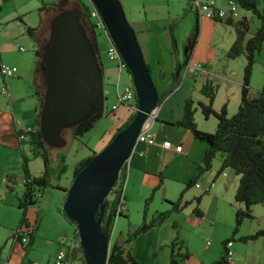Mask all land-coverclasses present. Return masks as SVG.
<instances>
[{"label": "crops", "instance_id": "0c3cea01", "mask_svg": "<svg viewBox=\"0 0 264 264\" xmlns=\"http://www.w3.org/2000/svg\"><path fill=\"white\" fill-rule=\"evenodd\" d=\"M58 1L59 0H37V3H35L34 6H31L30 9H27V11L13 10L9 13L2 14L0 16V31L4 27H9L14 22L22 23V33L28 36L32 41L34 53L35 50L43 47L45 42L41 45L42 34L46 28L47 22L50 21L53 16H51V13L53 12L40 11L39 8L42 5ZM120 1L123 10L124 12L126 11V16L136 33L137 40L140 44L146 64L148 65L154 85L156 80L159 81V85H157V87L155 85L157 92L159 93L168 90L164 102L156 107V118L148 129V132L154 136L157 142L161 143L163 140H169L172 146L181 144L182 150L176 152L173 147L166 149L159 145H149L144 142H136L133 152L125 165L126 176L120 199L124 207L122 217L126 221V228L124 229L123 225L122 228L119 229V232H117L115 226L117 224L116 222L111 231L110 245L122 243L127 235L140 225V222L134 224L131 221L132 205L143 202L144 206V200L148 198L154 190V197L160 195L161 199L159 204H156L155 206L154 204H150L149 209L151 208V211L150 215L147 211V217L148 219H151L157 212L167 211L171 207L169 201L176 200L184 188V185L198 174L197 167L201 162L207 144L204 141L196 139L188 129L179 126L174 122L181 118L183 102L189 97L194 101V121L197 128L206 132L214 131L216 126L215 117L209 116L208 118H205L198 105H195V102L207 103V98L201 93V89L205 85L213 87V82L211 80V75H213L212 68L207 66L204 61L196 60L198 61L197 64L204 66V72L201 71L198 74L191 73V78L187 79L184 85L182 80L179 83V75H181L180 71L185 63L192 59L191 55L193 49L195 50L200 43L203 28L208 25L214 27L217 23L224 24V22L213 19H198L196 11H193L194 16L192 15L189 17L195 18V23L198 20L200 32L198 34L197 45L195 48L193 46L191 50L189 49V52L185 57V55H181L178 50V23H175L174 19L178 17L184 8H187L190 10L189 12H191V0ZM216 1L218 5L224 6L228 1L234 0ZM61 5L63 9L77 11L80 9L79 0H62ZM189 12L187 11V14H189ZM25 25L35 28L31 33L32 35H28L25 32ZM172 26L175 42L174 49L172 47L170 35V27ZM22 33L20 37H24L22 36ZM1 36L0 61L4 60V57L2 56L3 51L1 50H3L8 44L7 37L3 35ZM262 45H264V43ZM18 46L24 47V51H26L25 46L17 45L16 49ZM256 55L255 57L259 56L260 53L257 56ZM242 57L243 60L241 61H243V64H241L240 74L238 76L233 79L230 73H223V75H227L224 76L227 77L225 78L227 83H231L230 92L227 93L224 99L218 101V103L215 102L216 92L212 103V107L216 111H218L223 104H226L228 116L234 114L233 107H235L237 111L240 102L243 67L245 65L244 55ZM27 59L29 61V56ZM34 61L35 56L33 57V66ZM100 61L101 64H103L101 58ZM11 64L13 66L15 65L14 62ZM15 66H17V72L14 75H10L8 79H5V77L3 78L2 76L0 77V87H5L7 91L6 94H0V159L2 158V155L3 159L7 161L2 167V172L0 174V263L51 264L56 253L65 250V243L75 235V225L70 223L61 213L64 198L62 199L61 206L57 207L55 205L54 207L53 205L50 209H46L42 206L43 204L40 200L43 195L41 193L40 198L38 197L37 203L33 206L30 205V213L29 210H27L26 222L31 228L28 241L26 243H20L13 237V233L18 228L20 222L18 198L23 192L22 152L28 158V169L32 176H39L44 171L43 161L42 168L33 169L35 168L34 160L40 156L39 154H36L33 155L32 158H29L26 150H23L24 147L27 148V145L18 140V135L16 134V130L35 126L36 117L39 113L38 99L35 95V93L40 90L39 76L34 73L32 67L31 79L29 80V77L27 76V65L25 67V63H23L22 60L17 61V65ZM169 69H171V71H167ZM228 71L230 72V70ZM169 83H171V85H169ZM178 83L179 87L177 90L172 89L173 87H176ZM26 85H28V91L27 87H25ZM217 86L219 87L220 85ZM188 87L195 90L197 96H195L194 99L192 98V95H190L193 91H191V89L188 90ZM255 90L256 95L259 90ZM233 94L234 98L230 101V97ZM173 103L176 106V110L173 109ZM198 110L204 118V121L207 122L210 118L215 120V123L211 125V129H209V127H200L198 125L195 117ZM126 114L127 112L123 115L124 119L120 124L124 123L131 115L129 112L127 115ZM114 132L115 131H113V133ZM112 135H109V139H107L108 141ZM107 140L102 141V145L106 144V142H108ZM27 149L29 152L31 151V147L28 146ZM91 151L94 150L91 149ZM16 167V172L12 173V169ZM206 176H209L207 171L198 175L196 183L200 184L202 187ZM214 176L215 173L211 176V181L214 179ZM16 181H18L17 185L14 184ZM193 186V188L196 189L201 188L195 187V184ZM187 190L183 194L182 200H188L186 195L191 189ZM204 190L205 189L197 190V195L201 194ZM209 190L210 189H208V193ZM62 193L64 194V192ZM143 206L142 208L136 209V212L139 213L140 216H142ZM178 212H174L172 217L177 215ZM31 220L33 221V225H30ZM169 220L170 218L167 221ZM157 229H159L158 225L157 227H152L147 231L140 233L139 236L148 234L150 231H157Z\"/></svg>", "mask_w": 264, "mask_h": 264}, {"label": "rangeland", "instance_id": "374dc122", "mask_svg": "<svg viewBox=\"0 0 264 264\" xmlns=\"http://www.w3.org/2000/svg\"><path fill=\"white\" fill-rule=\"evenodd\" d=\"M80 1V8L84 9L86 6H88L86 0ZM258 2V8L262 9L264 4L263 0H258ZM35 3H37V0H0V16L13 10L27 11V9H30V7L34 6ZM187 11L189 12L190 10L184 8L178 17L174 19L175 23H178V50L181 55H185V57L189 52L191 36L195 27V18L189 17L193 15V11L195 12L194 6H191V12H189V14H187ZM238 12L239 17L245 16L249 20L250 32L254 31V29L258 26V20L252 16L249 11H246L240 7ZM52 15L53 13H51V16ZM48 22L42 34L41 45L48 37ZM224 24L222 25L221 23H217V25L215 24L214 27L208 25L203 28L200 43L195 48L198 43L197 36L194 44L195 50L193 49V53L191 55L192 59L190 60L191 65H199L201 68H203L202 72L205 71V68L203 65L197 64L198 61L196 60L204 61L207 66L212 68L213 75H211V80L213 82L214 93L216 94L217 92L215 101L217 103L218 101H221V99H224L227 93L230 92L231 83H227L225 79L227 77H224L227 75H223V73H230L231 77L234 79V77L240 74L241 64H243V61H241L243 60V55H239L235 58H229L227 56V51L235 39V34L233 28L230 25H227L226 23ZM22 32L23 25L20 22H14L9 27L2 28L0 31V36L3 35L7 37L8 44L3 48V50H1L3 51L2 56L4 57V60H1L0 63L13 66L11 63L14 62V64L17 65V61L22 60L23 63H25V67L27 65V76L30 80L31 68L33 67L34 50L32 41ZM21 33L24 37H20ZM87 33L89 34V32ZM96 33L99 57L103 61L102 78L105 97L103 102V110L100 116H92L88 119L87 127L81 136L71 138L69 137V130H64L62 131V136L66 138V144L60 148L48 149L49 157L52 159L54 166L57 163V160L60 162L59 164L63 163L65 165L64 172H62L58 177L53 176L51 178L52 185L56 184L62 188H68L70 185L75 164L81 159L87 157L91 153V149H93L95 152L101 150L105 145H102V141L109 139V135H112L113 131L119 127L118 125H121L120 123L124 119L123 115L126 112L127 114L128 112L129 114L133 113L126 105L118 104L116 108H112L113 105L117 104V82L118 88L120 91H122L125 85L129 84L131 81L125 69H121L118 77V69L116 67L117 63L107 54V41L102 33L99 31ZM17 45L25 46L26 51L19 52L16 49ZM259 53L260 57L257 56ZM259 53L256 55L258 58L255 57V62L253 64L252 74L250 77V96L255 95V89L261 90L264 85V45H262ZM28 56L29 61L27 59ZM15 67L17 68V66ZM183 67L180 71L181 75H179V83L182 80L184 85L186 80L191 78V73L189 72L183 76ZM228 70H230V72ZM167 71H171V69ZM9 77L10 76H7L5 79H8ZM39 83L40 90L44 92L45 86L43 79L40 77ZM179 83L172 89L177 90ZM155 85L156 87L159 85L158 80L155 81ZM169 85H171V83H169ZM217 85L220 86L218 87ZM25 87H27L28 91V85ZM190 89L191 87H188V90ZM167 91L168 90L159 92L161 102L158 104V106L164 102L165 95L168 93ZM191 91L193 92L190 95H192V98L194 99L197 94L195 93L194 89H191ZM233 98L234 94L230 97V101ZM195 105H197L196 102ZM172 106L173 109L176 110L174 103ZM233 111L234 113L236 112L235 107H233ZM195 117L200 127L204 126L211 129V125L215 123V120L212 118H210L207 122L204 121V118L199 113V110L196 112ZM26 147L28 148V146ZM27 148L24 147L23 150H26L28 157L32 158V153L31 151L29 152ZM61 155L63 156V162L58 159V157ZM1 157L0 174L2 172V167L7 163V161L3 159L2 155ZM34 162L35 168L33 169L42 168L41 157H37ZM218 167L219 157L216 156L212 161L210 170H207V174L209 176L205 177V182L200 188L202 190L205 188L207 189L211 182L214 183L212 188H209V193L206 192L202 194L201 201L198 205L199 209L203 213L202 217H195L191 213L192 208L195 206L193 198L195 195H197V190H200L193 188L194 186H192L189 188L191 189L190 192L186 195L188 201H191L189 204L190 206H187L185 209L178 212V214L174 217H172V214L174 213L169 214L166 218H164L161 224L158 225L159 229H157V231H150L148 234L140 236L138 235L129 243L130 252L137 260L138 264H168L170 244L175 239H177V241H182L186 250L189 252V257L184 261H179L178 264H211L213 261L220 260L224 252L223 242L226 240H230L232 242V247H230V250L233 253V258L232 261L222 264H264V236H259L256 239H247L245 241L240 239L243 236H250L259 230H264V203L252 205L250 207V213L252 217L243 218L240 225L236 226L235 211L238 208H244L243 204L237 203L234 200V193L238 183V175H236L230 169H225L216 177L214 176V179L212 178L213 180L211 181V176L213 173H216ZM16 169L17 167L13 168L12 173H15ZM223 173H225V175H223ZM14 184L17 185L18 181H16ZM62 192L63 191L60 189L53 188L51 186L46 187L42 192V197H39L42 201V206L46 209H50L53 207V205L54 207L55 205L57 207L61 206L62 199L65 197V193L63 194ZM160 199V195L155 197L154 194L152 195L146 210V221L150 220L147 217V211L149 215L151 211V208L149 209L150 204H154L155 206L156 204H159ZM31 206L26 207L24 211L23 209L18 208L19 220L21 217H23L27 221V210H29L30 213ZM142 206L143 202L131 206V221L134 224L142 222L143 210L142 216L136 212V209L142 208ZM169 218L170 220L167 221ZM32 220L30 225H33ZM114 225L116 226V231L119 232V229L122 228L123 225L124 229L126 228V221L122 216H118L113 221L112 229L114 228ZM24 227L25 225L22 224L21 228L23 230ZM26 227H28V230H31L30 226ZM183 251L184 249L181 250V252ZM82 263L83 262L78 258L72 260V264Z\"/></svg>", "mask_w": 264, "mask_h": 264}, {"label": "water", "instance_id": "95a60500", "mask_svg": "<svg viewBox=\"0 0 264 264\" xmlns=\"http://www.w3.org/2000/svg\"><path fill=\"white\" fill-rule=\"evenodd\" d=\"M91 2L125 63L136 95V109L128 125L117 131L72 176L62 212L75 223L83 264H106L114 210L104 216L106 197L132 154L148 114L158 106L159 95L121 1ZM41 60L45 89L39 111V132L48 147L60 148L66 144L62 131L92 116H100L105 99L97 41L94 36V44L90 42L76 11L63 9L51 17Z\"/></svg>", "mask_w": 264, "mask_h": 264}, {"label": "trees", "instance_id": "16d2710c", "mask_svg": "<svg viewBox=\"0 0 264 264\" xmlns=\"http://www.w3.org/2000/svg\"><path fill=\"white\" fill-rule=\"evenodd\" d=\"M61 1L53 2L47 5H42L39 10L46 12H53V15L57 12L63 10ZM240 8L249 11L252 16L258 20V26L253 32H250L249 20L242 16L240 19H224L218 20L224 22L227 25H230L233 28L235 39L227 51V56L229 58H235L239 55H244L245 65L243 67V76H242V85H241V94L240 102L237 108V111L228 116L226 111V104H223L221 108L216 111L212 107V103L215 97L214 88L210 85H205L201 89V93L206 96L207 103L198 102L197 105L200 108L203 116L208 118L209 116H214L216 119V126L214 131L206 132L201 131L197 128L194 121V112L195 107L194 101L191 98H186L183 102V111L182 116L179 120H176L174 123L185 127L188 129L192 135L201 141H204L207 146L204 151L203 157L200 164H198V174L191 180H189L185 185L182 191L180 192L178 198L174 201H169L171 207L167 211L157 212L149 221H146V210L148 202L152 198V193L148 198L144 200L143 206V218L140 225L127 235L125 240L120 244H112L108 250V256L106 264H138L137 260L133 257L130 252L129 243L136 238L140 233L147 231L148 229L161 224V222L169 214L178 212L184 207L188 206L191 201L182 200V196L187 189L192 187L197 179L198 175L204 173L207 170H210L213 159L219 157V167L215 173V177L222 173L225 169L232 170L236 175H238V183L234 193V200L237 203L243 204L244 208H238L235 211V221L236 226L240 225L243 218H251L250 207L254 204L264 203V85L261 90H259L255 96L249 95V82L252 74L253 64L255 62V55L260 52L262 44L264 42V4L263 8H258V0H234ZM264 3V0H263ZM78 13L80 22L84 29V32L90 42L94 44V33L90 29L86 18V12L84 9L80 8L79 11L74 10ZM25 32L28 35H32V31L35 28L30 26H24ZM89 32V34L87 33ZM199 32L198 20L195 23L193 34L191 36V48L194 46L196 38ZM170 35L172 40V47L175 48L174 35H173V26L170 27ZM98 50V46H97ZM35 61L33 70L34 73L38 74L40 78L44 80V69L42 63V48L35 50L34 52ZM98 60L100 66L102 67L99 50H98ZM148 66V65H147ZM38 99V108L40 111L44 92L39 90L35 93ZM158 104L161 102L160 94L158 93ZM134 112L122 123L113 133V135L128 125V123L133 118ZM39 113L37 114L35 126L32 127L33 131L29 132L30 140L29 144L31 146L32 156L39 154L43 161L44 171L39 176H32L28 169V158L22 152V172H23V192L18 198V207L26 209L30 205L37 203L38 197H40L43 190L51 186L53 188L60 189L66 193L67 188H62L58 185L51 184V178L53 176L58 177L62 172L65 171V165L57 163L53 164L52 159L48 154V147L39 132ZM88 120L78 123L74 127L68 129L69 137L76 138L81 136L86 127ZM22 130H16L18 135ZM112 135V136H113ZM96 152L91 151V153L78 161L73 170V175L81 170L94 156ZM58 159L63 162V156H59ZM125 166L120 172V181L115 191L114 199L110 202H106L105 214L112 212V221L109 226V238L112 231V225L114 219H116L115 210L121 199V192L123 189V184L125 181ZM72 181V179H71ZM208 192L204 190L201 194L194 196L195 206L192 208L191 213L195 217H202L203 213L199 209L198 205L201 201L202 194ZM62 215L65 217L61 210ZM98 213L96 214V216ZM122 216V214H120ZM66 218V217H65ZM70 223H75L66 218ZM24 224L28 226L26 219L21 217L18 228ZM236 230V229H235ZM16 231V230H15ZM30 236V234H29ZM259 236H264V230H259L250 236H243L240 239L245 241L247 239H256ZM15 240H20V237L15 236ZM176 240V241H175ZM170 244V255L168 264H178L179 261H184L189 257V252L186 250L182 241H177L175 239ZM231 242L226 240L223 242L224 252L220 260L213 261L211 264H222L227 263L225 260V244ZM184 249L183 252L181 250ZM80 261H82L80 259ZM83 264V263H82Z\"/></svg>", "mask_w": 264, "mask_h": 264}, {"label": "built area", "instance_id": "2783aa9c", "mask_svg": "<svg viewBox=\"0 0 264 264\" xmlns=\"http://www.w3.org/2000/svg\"><path fill=\"white\" fill-rule=\"evenodd\" d=\"M88 3V6L84 8V11L86 12V18L88 21V24L90 26V29L94 33L95 39L97 41V33L100 32L104 35L107 43H108V49H107V54L116 60L117 63V69H118V77L121 69L126 70L125 63L123 62L121 56L119 55L116 47L113 45L111 40L108 38L107 35V30L105 28V25L103 23V20L101 18V15L99 14L97 8L93 5L91 0H86ZM81 3V1L79 0ZM191 6H194L195 11L197 13L198 19L202 18H207V19H213V20H224V19H232V20H237L240 19L239 17V5L234 2V1H228L224 6H220L217 4L216 0H191ZM19 51H24V47L18 46L17 48ZM184 73L183 76L186 74L193 73V74H198L199 72L202 71L203 68H201L199 65H191L190 60H188L185 65H184ZM17 72V68L15 66H8L3 63H0V75L4 78L10 75H14ZM7 91L5 87H0V94H6ZM116 99H117V104L113 105L112 108H116L118 104L121 105H126L132 112L135 111L136 109V95L135 91L133 88L132 83L130 82L129 84L125 85V87L120 91L118 88V82L116 84ZM156 113H157V108L152 110L148 116L145 122L143 123L141 129L139 130L137 137H136V142H144L149 145H159L162 148L169 149L173 147V149L176 152H180L182 150L181 144L174 145L172 146L171 142L169 140H163L161 143L157 142L154 136H152L149 132L148 129L150 128L151 124L156 118ZM22 130L18 134V140L21 142H24L25 145L30 146L29 140H30V135L29 132L33 131L32 127H27ZM225 175V173H223ZM120 181V176L117 179L116 183L112 187L111 191L106 197V202H110L114 199L115 196V191L117 190L118 183ZM23 182V181H22ZM214 185L213 182H211L208 186V188L205 190H208L210 187ZM195 187H201L200 184L195 183ZM124 211V207L122 205V202L120 200L119 204L117 205V208L115 210V215L116 218L120 216ZM30 234V230H28V227H24V230L20 227L17 228L16 231L14 232L15 236L20 237V240H16L17 242L20 243H26L28 241V236ZM232 246V242H227L225 244V260L227 262L232 261L233 258V253L230 250V247ZM81 259V253H80V247H79V242L77 239L76 231L75 235L67 240L65 243V250L59 251L56 253L54 256V259L51 264H72V260L74 259Z\"/></svg>", "mask_w": 264, "mask_h": 264}]
</instances>
